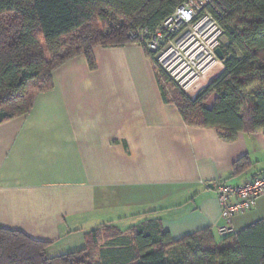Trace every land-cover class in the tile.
I'll return each instance as SVG.
<instances>
[{
    "label": "crops",
    "instance_id": "crops-1",
    "mask_svg": "<svg viewBox=\"0 0 264 264\" xmlns=\"http://www.w3.org/2000/svg\"><path fill=\"white\" fill-rule=\"evenodd\" d=\"M93 58L94 71L84 55L60 66L30 113L0 125V229L46 243L50 256L95 227L154 219L173 242L207 229L220 242L218 188L264 174V134L227 142L187 126L138 44L97 47ZM260 220L264 197L233 228Z\"/></svg>",
    "mask_w": 264,
    "mask_h": 264
},
{
    "label": "trees",
    "instance_id": "trees-1",
    "mask_svg": "<svg viewBox=\"0 0 264 264\" xmlns=\"http://www.w3.org/2000/svg\"><path fill=\"white\" fill-rule=\"evenodd\" d=\"M187 2L0 0V125L30 113L37 95L53 88V72L67 61L84 55L94 71L95 48L123 46L136 28L155 33ZM206 15L228 41L220 48L221 74L192 97L181 89L167 92L159 75L169 79L153 61L163 100L187 126L216 129L227 142L239 133L264 134V0H209L193 22ZM247 167L245 158L233 170L241 174ZM0 264H264V220L222 242L210 229L173 242L155 219L129 232L105 224L86 233L81 250L54 256L46 243L0 229Z\"/></svg>",
    "mask_w": 264,
    "mask_h": 264
},
{
    "label": "rangeland",
    "instance_id": "rangeland-1",
    "mask_svg": "<svg viewBox=\"0 0 264 264\" xmlns=\"http://www.w3.org/2000/svg\"><path fill=\"white\" fill-rule=\"evenodd\" d=\"M192 17L193 20L191 21H182L181 16L176 17V19L167 26L165 24L166 27L164 28L165 30H163V34H160L161 36L158 38L139 44L136 41H131L128 37V43L140 45L143 47L147 57L152 62H157L158 70L163 71L165 77H167L170 81L169 82L167 79L163 78V76L159 75L161 83L167 92H172V89L173 91L176 89H181L186 94L195 97L196 94L203 87L208 85L213 78L221 74L222 71H217V68L220 66V64L222 65L223 62L218 59L215 51L216 49L226 45L228 41L223 35L221 29L209 15L204 16V18L196 21L195 23L193 21L196 20L198 14L194 13ZM204 22L208 24L207 29L210 30L207 32L206 36H202L203 33L198 32L199 25ZM102 27L103 26L100 25V31H102ZM185 41H189L190 43L188 42L189 45L184 48L182 45ZM154 47L156 49H154ZM194 48H198L197 51H199L201 55L198 57H196V55H192L193 57L188 55ZM171 54H173V56ZM168 56L171 57L170 60L166 59ZM206 60H211V65L201 68L203 64H205ZM135 218H139V216ZM133 224L134 223H132V225ZM96 228L97 227H95V229ZM120 228L121 230L126 231L129 230L126 229L129 228V225L127 227L124 226ZM92 230L93 229H90L87 232H81L77 236L78 238L75 242H73V240L71 241L70 239L66 240L67 244H69L71 241L72 248L69 250L77 251L84 248L85 235ZM222 240L223 239H221L220 242H222ZM103 245L104 242L100 243L92 255L98 257L96 255H98L99 249ZM68 252L70 251H67V253ZM49 254L50 253L48 252V255Z\"/></svg>",
    "mask_w": 264,
    "mask_h": 264
},
{
    "label": "built area",
    "instance_id": "built-area-1",
    "mask_svg": "<svg viewBox=\"0 0 264 264\" xmlns=\"http://www.w3.org/2000/svg\"><path fill=\"white\" fill-rule=\"evenodd\" d=\"M209 0H188L182 5L175 15L164 23L161 30L151 33L147 28H136L129 33V39L137 43H145L160 37L164 28L174 21L176 17H182V21L193 20V14L201 13ZM166 24V26H165ZM154 49H156L154 47ZM264 197V174L246 182L242 186L220 185L218 188V200L222 208V219L224 224L218 227V233L222 237L235 234L233 228V219L236 216L251 211L257 204V201Z\"/></svg>",
    "mask_w": 264,
    "mask_h": 264
},
{
    "label": "bare ground",
    "instance_id": "bare-ground-1",
    "mask_svg": "<svg viewBox=\"0 0 264 264\" xmlns=\"http://www.w3.org/2000/svg\"><path fill=\"white\" fill-rule=\"evenodd\" d=\"M207 25H208V24H206V23L204 22V23H202L201 25H199V27H198V32L203 33L202 36H206V35H207V32L210 31L209 29H207V28H208ZM203 31H204V32H203ZM199 34H200V33H199ZM188 42H189V41H185L184 44L182 45V47H183V46H184V48L187 47V46L189 45V43H190V42H189V43H188ZM197 50H198V48H194V49L192 50V52H191L190 54H188V55H191V56H192V55H193V56L196 55V57H198L199 55H201V53H200L199 51H197ZM194 53H195V54H194ZM197 53H199V54H197ZM173 54H174V53H173ZM173 54H171V55L173 56ZM171 55H170V56H171ZM172 56H171V57H172ZM193 56H192V57H193ZM171 57L168 56L166 59L170 60ZM211 62H212L211 60H206V61H205V64L202 63L203 66H202L201 68H205V67L208 66V65L210 66V65H211Z\"/></svg>",
    "mask_w": 264,
    "mask_h": 264
},
{
    "label": "water",
    "instance_id": "water-1",
    "mask_svg": "<svg viewBox=\"0 0 264 264\" xmlns=\"http://www.w3.org/2000/svg\"><path fill=\"white\" fill-rule=\"evenodd\" d=\"M215 54L220 61H222V62L224 61L225 57H224L223 52L220 48L216 49Z\"/></svg>",
    "mask_w": 264,
    "mask_h": 264
}]
</instances>
